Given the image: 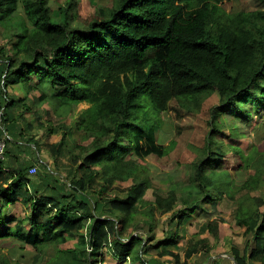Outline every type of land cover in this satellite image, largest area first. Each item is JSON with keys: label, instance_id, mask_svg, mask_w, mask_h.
Returning a JSON list of instances; mask_svg holds the SVG:
<instances>
[{"label": "trees", "instance_id": "16d2710c", "mask_svg": "<svg viewBox=\"0 0 264 264\" xmlns=\"http://www.w3.org/2000/svg\"><path fill=\"white\" fill-rule=\"evenodd\" d=\"M260 1L262 10L227 13L221 8L223 0H113L99 17L74 27L68 15L72 0L57 10L49 0H0V139L3 156L12 163L6 171L0 160V223L5 227L0 240L14 238L38 250L51 242L64 243L68 236L81 248H90H75V254L67 251L63 257L56 254L57 260L46 264H99L97 256L105 254L124 263L127 259L129 264H155L142 259L143 239L133 231L141 225L152 231L155 210L161 212L163 205L146 197L150 188L138 161L169 152L158 142L157 132L160 116L173 109L172 103L176 110L195 115L214 95L218 104L210 112L212 129L180 189L182 206L173 209L167 222L172 227L157 246L161 254H168L181 220L206 205L215 206L222 194L233 190L242 193L234 216L251 237L246 243L249 254L232 250L234 261L264 260V200L250 197L264 184V152L255 147L244 156L236 146L224 149L214 137L226 109L239 110L247 118L250 113L242 111L241 104L251 103L257 115L264 108V0ZM19 2L22 15L16 11ZM20 82L27 92L28 85L32 90L40 85L39 98L48 101L62 124L73 105H89L77 117L76 127L64 128L59 142L50 146L56 174L41 162L30 174L36 164L23 162L13 151L22 146L19 141H34L38 147L35 134L31 136L34 129H44L42 136L50 137L64 127L44 122L33 112L26 92L22 97L9 92ZM230 148L242 161L240 172H247L240 184L230 171L210 170ZM126 149L128 159L123 158ZM108 164L114 170L99 174ZM97 176L103 184L94 192L91 184ZM118 178L131 185L121 195L108 194V186L113 189ZM100 199L110 206L111 217L102 218L98 212ZM16 204L25 207L29 229L8 216ZM87 220L91 224L84 235L80 229ZM204 227L217 233L216 222L207 219ZM189 251L198 252L195 246ZM0 264L10 263L0 257Z\"/></svg>", "mask_w": 264, "mask_h": 264}, {"label": "rangeland", "instance_id": "374dc122", "mask_svg": "<svg viewBox=\"0 0 264 264\" xmlns=\"http://www.w3.org/2000/svg\"><path fill=\"white\" fill-rule=\"evenodd\" d=\"M69 0H49L51 9L57 10L58 8H66V3ZM113 0H72V4L68 7V15L70 17L71 25L83 26L89 22L90 19L100 16V12L106 8L111 7ZM221 8L227 13H236L240 11H255L262 10L263 5L260 0H223ZM17 12L22 15V5L18 3ZM1 42V35H0ZM36 80L32 81L35 83ZM17 84L15 87L10 86L8 89L13 93L17 92L19 96H23L26 92V102L32 106L33 112L43 116L44 122H50L53 126L62 125V130L58 131L57 135H51L50 137H42V130L34 129L31 133L37 141L42 138L41 149L43 151H50V146L59 142L62 132L66 129L73 130L76 127L77 117L83 110L87 109L89 105L79 104L73 105L71 108V114L67 115L62 123L58 120V116L47 104V100H41L39 98L42 88L40 85L32 90L33 86H29V91H25L24 87ZM27 85V84H26ZM46 102V103H45ZM218 104V98L214 95L210 97L201 108L198 114L191 115L184 111L176 110V106L172 103L173 109L160 116L161 125L157 132V140L164 147L169 148V152L164 157H157L150 155L143 161H138L139 164L144 167L145 178L148 179L149 190L146 192L148 200H159L163 205L162 211L155 210L154 222L151 227L152 231L147 226H136V230L133 231V236H138L143 239L141 247L142 259L148 263L151 260L155 261V264H236L234 261L232 250H236L238 253L249 254L250 249L246 247V243L250 240V234L247 235L244 229L238 225V221L234 216L237 208L236 200L242 193L236 194L225 193L217 201L215 206L206 205L204 210L201 209L197 213L187 216L184 220H181L179 226V234L175 237L174 244L167 249L168 254H161L159 250L158 242L163 240L166 236L167 228L172 227V223L168 224V218L171 217L172 211L175 208L179 209L181 202L178 200L180 196V189L184 186L189 172V166L194 162L198 151L204 145L208 133L211 131L210 126V112L214 105ZM242 111L247 110L250 113V117H245L239 113V110L234 108L226 109L218 118L219 128L215 132V139L221 143V146L227 150V147H238L241 149L244 156L250 153L253 148H258L260 152H264V108L261 109L260 114L253 113V105L243 104L240 105ZM245 107V108H244ZM63 113V112H62ZM28 121L33 120L31 116L26 117ZM37 117H34V120ZM60 123V124H59ZM50 126V125H49ZM66 128V129H64ZM232 131H234L232 133ZM76 133V131H74ZM29 134V133H28ZM77 136L79 133H76ZM121 145L123 148L127 147L126 139H121ZM33 145L35 142L33 141ZM39 147V146H38ZM232 148L226 152L224 157H218L221 159L219 163L213 162L210 170L215 169L218 174L222 170L230 171L232 176H235V183L240 184L246 177L247 172H240L242 170V161L240 157L235 153ZM126 149L123 158H130ZM132 154V153H131ZM40 159V158H39ZM50 159V158H49ZM52 162H43L42 164L48 166L51 165L53 171L57 170ZM219 166V168H218ZM218 168V169H217ZM114 170L111 164L100 170L99 174L105 175L108 171ZM128 169L122 171L125 174ZM209 172V171H208ZM120 173V172H119ZM118 173V174H119ZM120 175V174H119ZM239 175V176H238ZM123 180L118 178V181L112 187L108 186V194H123L131 185V181L122 182ZM103 184L102 177L97 176L96 181L91 184L94 192H99V187ZM244 194V192H243ZM250 197L255 198L256 201L264 200V184L261 185L258 190L251 193ZM173 198H177L175 205L172 209L165 210L164 207L171 202ZM99 203L98 212L104 217H111L108 213L110 206L108 203L103 202L101 199ZM262 208V207H261ZM25 207L16 204L8 216H15L18 220H21L25 229H29V224L26 221ZM263 210V209H261ZM209 215H207L208 213ZM29 215V214H28ZM209 219L211 222H216L217 233L213 234L204 227V223ZM14 223H11L12 226ZM91 220H87L83 228L80 229L84 235L87 234L90 229ZM168 225V226H167ZM3 226V222L0 223V229ZM5 227L2 228V230ZM11 230L13 229L10 228ZM109 236L110 233H109ZM64 243L51 242L48 245H41L38 250L33 249L29 245H23L14 238L0 240V257H6L10 264L15 262L19 264H46L54 258L57 260L58 256L63 257V254L69 251L70 254H75V248L80 250V244L74 238L65 237ZM178 238L175 242V239ZM87 241V238H86ZM126 241V240H125ZM193 246L196 247L197 253L189 251ZM105 246L102 244L100 252L105 251ZM87 250L90 252V248L82 247L81 250ZM207 249V251H206ZM210 249V250H209ZM247 249V250H246ZM209 250V251H208ZM190 252V257L187 258V254ZM56 254H58L56 258ZM263 258V257H262ZM262 258L255 259L252 264H260L264 262ZM97 259L100 260L99 264H129L126 262H120L119 260L111 259L109 254L98 255Z\"/></svg>", "mask_w": 264, "mask_h": 264}, {"label": "crops", "instance_id": "0c3cea01", "mask_svg": "<svg viewBox=\"0 0 264 264\" xmlns=\"http://www.w3.org/2000/svg\"><path fill=\"white\" fill-rule=\"evenodd\" d=\"M10 93L14 94L12 91ZM14 95L19 96V94L17 92H15ZM19 97H22V96H19ZM80 104H82V103H80ZM41 141H42V138H39L37 140L39 147H36L33 144L31 145V144L24 143V142L22 143V141H19V145H22V146H19L18 149H14L13 151H16L18 154L22 155V161L23 162L28 161V162H31V163H35L36 165H33V167H35L37 169L38 163L40 162V160L42 161V163L43 162L44 163L45 162H52L50 159L53 160V158L51 157V155L49 154L48 151H45V150L43 151V149H41V146H42ZM23 144H24V146H23ZM1 161L4 162L5 170L6 171H8V170L10 171L11 170V166L10 165L12 163H11L10 160H8V157L5 156L3 158V160H1ZM52 164L55 166L54 162ZM46 169L49 170L51 173L56 174V172L53 171V169H52L50 164H48V166L46 165Z\"/></svg>", "mask_w": 264, "mask_h": 264}, {"label": "built area", "instance_id": "2783aa9c", "mask_svg": "<svg viewBox=\"0 0 264 264\" xmlns=\"http://www.w3.org/2000/svg\"><path fill=\"white\" fill-rule=\"evenodd\" d=\"M4 140L3 139H0V160H3L4 156H3V153H4ZM36 172V168L33 167L29 170V173L30 174H35Z\"/></svg>", "mask_w": 264, "mask_h": 264}]
</instances>
